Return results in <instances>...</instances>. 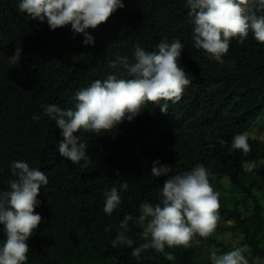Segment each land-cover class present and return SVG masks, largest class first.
Returning a JSON list of instances; mask_svg holds the SVG:
<instances>
[{
	"label": "trees",
	"instance_id": "1",
	"mask_svg": "<svg viewBox=\"0 0 264 264\" xmlns=\"http://www.w3.org/2000/svg\"><path fill=\"white\" fill-rule=\"evenodd\" d=\"M122 2L124 8L106 23L86 30L95 43L85 45L83 34L70 25L50 30L47 21L26 19L18 10L19 0H0V191L9 190L8 181L15 179L10 165L16 160L40 169L49 181L37 197L35 212L43 219L27 241L26 264H211V247L223 254L241 246H247L249 264H264V44L251 34L243 44L232 39L220 63L194 47L186 0ZM165 37L184 45L178 63L191 84L181 99L168 102L167 113L149 103L131 122L100 136L74 133L87 145L86 166L83 160L73 163L60 156L61 130L41 106L72 108L74 93L94 80L109 74L130 78L121 65L109 64L118 56L132 63L134 45L153 51ZM17 47L21 56L15 65L9 57ZM237 134L248 136L247 154L231 148ZM157 160L173 174L203 164L220 193L216 230L243 242L234 246L197 234L191 247L166 248L165 254L149 249L139 258L127 246L113 248L123 218L138 217L143 202H159L169 176L151 175ZM226 179L242 200L226 195ZM117 181H126L128 189L120 192L121 204L108 215L104 192L118 187ZM245 203L249 214L242 208ZM129 229L126 235L136 247L143 242L141 229L132 221ZM168 252L174 259H166Z\"/></svg>",
	"mask_w": 264,
	"mask_h": 264
},
{
	"label": "clouds",
	"instance_id": "2",
	"mask_svg": "<svg viewBox=\"0 0 264 264\" xmlns=\"http://www.w3.org/2000/svg\"><path fill=\"white\" fill-rule=\"evenodd\" d=\"M122 0H19L18 10L26 19L47 21L50 30L68 25L76 34H83L85 45L95 43L86 31L106 23L118 10L124 8ZM187 15L191 18L194 47L203 50L210 59L223 63L222 57L230 48L232 39L243 44L249 34L264 44V0H186ZM184 45L177 38L171 43L165 37L156 50L146 51L134 45V62L127 57H117L110 68L121 65L127 77L109 74L104 80H94L90 86L74 93V106L62 109L55 104L42 105L44 114L55 121L63 139L59 142L60 156L73 163L87 165V145L74 135L77 132L95 133L110 131L125 120L131 122L141 114L147 104L160 105L167 113L168 102H178L186 87L191 84L188 73L178 63ZM21 48L15 49L9 63L17 64ZM39 120V115L33 116ZM219 143L223 145L224 140ZM231 148L247 154L251 151L246 134L233 137ZM15 179L9 180V190L0 191V264H26L30 246L27 241L42 222L35 212L40 205L37 199L40 189L48 184V177L38 168L30 167L22 160L10 165ZM171 167L154 161L151 175L169 176L164 182L158 203L140 204L138 217L126 215L120 222L121 231L111 241V246L132 248V256L152 249L165 254L166 248L192 246L195 235L209 237L220 219V193L210 183L211 173L203 164L191 170L173 174ZM119 176V171L116 172ZM118 187L105 190L103 211L111 215L121 204V191L128 189L126 181H117ZM137 225L143 241L138 246L126 233L129 222ZM111 226L106 228L110 231ZM247 246L234 247L223 254L211 253V264H249L245 253ZM166 259L172 260L171 252Z\"/></svg>",
	"mask_w": 264,
	"mask_h": 264
},
{
	"label": "rangeland",
	"instance_id": "3",
	"mask_svg": "<svg viewBox=\"0 0 264 264\" xmlns=\"http://www.w3.org/2000/svg\"><path fill=\"white\" fill-rule=\"evenodd\" d=\"M264 164V163H263ZM253 166L251 165L250 166V168H252ZM226 184H227V187H228V191H227V193H226V195L227 196H229V197H232L233 196V194L235 195V193H233V189L231 188V185H230V180L229 179H226ZM237 198H239V199H241L242 200V198H243V196L241 195V194H239V193H237L236 195H235ZM242 208H243V210H244V212L246 213V214H249L250 213V211H251V208H250V204H243L242 205ZM230 223H232V222H230ZM212 238H214V239H217V240H219V241H224V242H229L230 241V243H232V245H237V244H241L242 242H243V238L241 237V238H238V239H235V240H230L229 239V237H225L224 235H222L218 230H216L215 229V231L210 235ZM263 241H264V238H263ZM201 242H203V241H201ZM199 244L201 245V248L202 249H207V246L206 245H204V243H200V241H199ZM210 252L212 253V252H216L217 253V249L215 248V247H211V249H210ZM218 254V253H217Z\"/></svg>",
	"mask_w": 264,
	"mask_h": 264
}]
</instances>
